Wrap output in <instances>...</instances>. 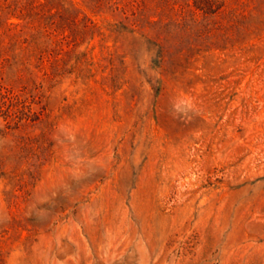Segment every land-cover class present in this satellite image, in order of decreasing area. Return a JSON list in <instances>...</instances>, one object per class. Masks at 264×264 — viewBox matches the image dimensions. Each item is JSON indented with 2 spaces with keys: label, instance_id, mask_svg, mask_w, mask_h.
I'll return each instance as SVG.
<instances>
[{
  "label": "rangeland",
  "instance_id": "obj_1",
  "mask_svg": "<svg viewBox=\"0 0 264 264\" xmlns=\"http://www.w3.org/2000/svg\"><path fill=\"white\" fill-rule=\"evenodd\" d=\"M0 264H264V0H0Z\"/></svg>",
  "mask_w": 264,
  "mask_h": 264
}]
</instances>
